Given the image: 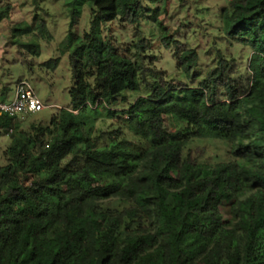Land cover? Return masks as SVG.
<instances>
[{"label":"trees","instance_id":"16d2710c","mask_svg":"<svg viewBox=\"0 0 264 264\" xmlns=\"http://www.w3.org/2000/svg\"><path fill=\"white\" fill-rule=\"evenodd\" d=\"M168 1H67L70 107L27 130L0 115V132H11L0 167V264H264V0H227L221 29L248 48L246 67L219 52L196 86L149 71L145 39L121 52L102 34L115 19L138 24L144 3L166 10ZM83 4L89 29L79 36ZM9 10L0 7V19ZM156 25L165 46L178 43ZM13 31L51 38L43 22ZM175 56L190 81L198 52L177 47ZM144 82L148 95L110 108ZM99 106L125 118L143 148L101 144L90 113ZM201 139L227 144L229 159L198 160L191 144Z\"/></svg>","mask_w":264,"mask_h":264},{"label":"rangeland","instance_id":"374dc122","mask_svg":"<svg viewBox=\"0 0 264 264\" xmlns=\"http://www.w3.org/2000/svg\"><path fill=\"white\" fill-rule=\"evenodd\" d=\"M67 1L0 0V7H10L7 16L0 19V97L12 99L18 81H27L43 104L41 111L14 118L13 123L21 129L27 130L33 123L47 126L58 109L70 107L69 90L75 84L76 75L69 60L70 52L62 45L71 20ZM226 5L227 0H169L164 10L161 5L157 7L144 3L145 11L141 13L138 24L115 19L102 27V34L121 52L131 48L138 37L145 39L146 48L142 54L149 71L157 70L165 73L168 79H180L181 83L196 86L206 69L214 64L219 52L228 58H235L241 70L246 67L248 48L227 39L221 29L220 13ZM78 8L80 13L73 32L81 36L89 29L90 10L84 4ZM150 13L154 15L153 21ZM39 22L44 23L51 35L49 40L41 38L37 32L19 35L13 31L14 27L34 26ZM159 23L178 43L171 42L165 46L156 25ZM28 42L38 46V55L31 54L23 46ZM177 47L193 48L199 54V65L190 81L181 79L177 72ZM134 53L131 49L127 56L132 58ZM55 60L57 63L51 69ZM146 78L149 83L153 81L151 77ZM148 94V86L145 82L141 83L138 93H124L110 108L127 109L138 95ZM90 113L94 121V137L99 138L101 144L115 140L134 149L143 148V143L126 129V120L122 116L108 117L100 106ZM10 134L8 130L0 132V167L7 163L3 151L10 143ZM191 149V154L200 161L215 163L229 159L228 146L220 140H197L191 144Z\"/></svg>","mask_w":264,"mask_h":264},{"label":"built area","instance_id":"2783aa9c","mask_svg":"<svg viewBox=\"0 0 264 264\" xmlns=\"http://www.w3.org/2000/svg\"><path fill=\"white\" fill-rule=\"evenodd\" d=\"M43 109V104L37 98L27 81H18L14 87V95L10 100L0 97V115L16 118L18 115L34 114Z\"/></svg>","mask_w":264,"mask_h":264},{"label":"crops","instance_id":"0c3cea01","mask_svg":"<svg viewBox=\"0 0 264 264\" xmlns=\"http://www.w3.org/2000/svg\"><path fill=\"white\" fill-rule=\"evenodd\" d=\"M5 92V91H4Z\"/></svg>","mask_w":264,"mask_h":264}]
</instances>
